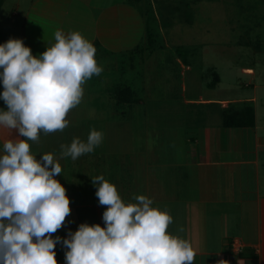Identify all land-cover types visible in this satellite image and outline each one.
Wrapping results in <instances>:
<instances>
[{
  "label": "crops",
  "instance_id": "1",
  "mask_svg": "<svg viewBox=\"0 0 264 264\" xmlns=\"http://www.w3.org/2000/svg\"><path fill=\"white\" fill-rule=\"evenodd\" d=\"M146 5L144 0H0V44L9 38L21 39L38 57L55 43L56 30L65 34L78 31L96 48L99 63L109 67L115 57L122 62L126 52L131 60L138 53L144 63L152 55L150 48V53L143 52L148 42ZM150 43L153 45L152 39ZM175 62L182 69L189 67L179 57ZM130 67L134 68L132 63ZM214 71L212 68V79H216L209 85L212 88L220 81ZM83 88L80 104L67 114L68 127L62 132H41L39 142L28 141L37 160L50 153L62 168L54 179L65 188L71 212L64 226L52 234L53 239L68 238L81 223L105 226L102 213L106 206L99 204L91 179L103 176L125 204L135 203L134 195H145L153 200L151 207L170 214L173 221L167 230L191 243L193 264H264V118L258 120L255 105L252 126H225L223 112L229 101L199 96L218 118L214 123H198L172 150L160 145L145 153L144 132L140 153H109L112 150H100L101 144L73 161L62 157L60 146L70 145L73 138L86 142L92 129L101 131L103 142L108 139L114 147L119 132L127 131L126 139H121L122 151L132 149L133 118L126 109L141 102L136 89L126 81H114L109 88L105 82L98 89L88 80ZM231 104L235 108L243 105ZM104 107L112 112L106 116L100 113ZM118 107L123 110L116 118ZM0 110H6L2 99ZM17 137L16 130L0 128V155L4 141ZM233 242L242 245L240 251L232 248ZM54 250L57 264H65L67 249L57 243Z\"/></svg>",
  "mask_w": 264,
  "mask_h": 264
},
{
  "label": "clouds",
  "instance_id": "2",
  "mask_svg": "<svg viewBox=\"0 0 264 264\" xmlns=\"http://www.w3.org/2000/svg\"><path fill=\"white\" fill-rule=\"evenodd\" d=\"M54 40L38 57L21 39L0 44V99L6 105L0 128L25 138L5 140L0 155V264H57V243L67 249L65 264H193L191 243L167 230L170 214L151 207L145 195L125 204L103 176L91 179L106 206L105 226L81 223L68 238H52L71 212L65 188L54 179L62 168L50 153L37 160L28 141L68 127L67 114L80 104L83 85L103 71L96 48L78 31L56 30ZM102 142L103 133L92 129L86 142L62 144L61 155L74 161Z\"/></svg>",
  "mask_w": 264,
  "mask_h": 264
},
{
  "label": "rangeland",
  "instance_id": "3",
  "mask_svg": "<svg viewBox=\"0 0 264 264\" xmlns=\"http://www.w3.org/2000/svg\"><path fill=\"white\" fill-rule=\"evenodd\" d=\"M144 1L152 32L143 52L150 53L149 48H155L149 60L142 63L138 53L131 60L126 52L122 55L124 62L118 60L120 57L113 58L115 62L109 67L97 62L103 71L90 79L98 89L105 82L108 88L114 81L129 82L137 97H141V102L132 105L133 109H126L133 118L132 149L122 151L121 139H126L127 131L117 136L116 124L115 147L106 139L100 150L140 153L144 132L145 153H152L160 145L172 150V145L180 144L198 123L217 120L214 109L210 112L206 103L198 100L199 96L204 100L224 98L228 104L255 105L258 120L264 118V0ZM176 57L181 61L185 58L189 67L182 69L175 62ZM212 68L220 76L214 88L209 86ZM120 108L116 109V118L122 114ZM110 112L106 108L100 111L105 116Z\"/></svg>",
  "mask_w": 264,
  "mask_h": 264
},
{
  "label": "trees",
  "instance_id": "4",
  "mask_svg": "<svg viewBox=\"0 0 264 264\" xmlns=\"http://www.w3.org/2000/svg\"><path fill=\"white\" fill-rule=\"evenodd\" d=\"M153 14V13H152ZM151 28L148 26V36L150 38ZM151 40V39H150ZM151 44V43H150ZM153 46V45H152ZM151 49H155L151 47ZM183 62H186L185 58H182ZM215 72V71H214ZM217 77V74H216ZM216 82V79H212L209 83L210 86H213ZM223 125L225 126H242L248 125L252 126L254 124V108L253 105L244 103L241 107L235 108L233 104H228L224 108L223 112Z\"/></svg>",
  "mask_w": 264,
  "mask_h": 264
},
{
  "label": "built area",
  "instance_id": "5",
  "mask_svg": "<svg viewBox=\"0 0 264 264\" xmlns=\"http://www.w3.org/2000/svg\"><path fill=\"white\" fill-rule=\"evenodd\" d=\"M241 247H242V245L240 243H235V242L232 243V248L235 251H240L241 250Z\"/></svg>",
  "mask_w": 264,
  "mask_h": 264
}]
</instances>
